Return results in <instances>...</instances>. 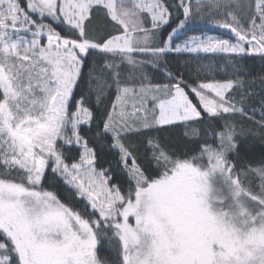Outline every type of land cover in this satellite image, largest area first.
<instances>
[{
	"label": "snow or ice",
	"instance_id": "obj_1",
	"mask_svg": "<svg viewBox=\"0 0 264 264\" xmlns=\"http://www.w3.org/2000/svg\"><path fill=\"white\" fill-rule=\"evenodd\" d=\"M249 58L264 0H0V264H264Z\"/></svg>",
	"mask_w": 264,
	"mask_h": 264
},
{
	"label": "trees",
	"instance_id": "obj_2",
	"mask_svg": "<svg viewBox=\"0 0 264 264\" xmlns=\"http://www.w3.org/2000/svg\"><path fill=\"white\" fill-rule=\"evenodd\" d=\"M196 27L198 29H203L205 33L207 34H214V35H229L226 29H212L211 26L207 23L203 22H197ZM191 34H200L199 32L196 33H190ZM174 55V54H173ZM204 55V54H201ZM214 63V64H219L221 66V71L219 73H213L212 75L215 76L216 78L228 75L230 76V72H225L223 71V68L225 65H227L228 61L226 59L221 60L217 58L215 61H202V63ZM173 65V70H179L183 72H187L188 69L185 68L184 66V59H180L179 62L173 60L171 61ZM93 67H95L96 71H100V65L96 62L93 61ZM194 67V66H193ZM248 69L252 73L248 77V84L253 86L254 90L258 91L261 87V80L259 78L261 70L264 69V63H262L258 58L253 59L249 58L248 61ZM151 72V69L149 70ZM159 79V77H157ZM82 88L85 89H91L93 93L96 91V85L93 82L91 77H87L85 79V82L81 84ZM103 110V109H102ZM245 127H254L253 125H246ZM164 138V142L166 145L170 148H173L177 151L181 150H187L194 145L188 143L183 137H182V130L181 129H174L170 132L167 133H161L160 134ZM239 142H240V147H241V155L244 157L245 161L253 164V165H258L259 162L264 159V136L261 134H256V135H247V136H242L239 137ZM136 138H133V142H135ZM104 158L106 160H111L112 157L108 155L107 153L104 154ZM106 248L110 249V245H105Z\"/></svg>",
	"mask_w": 264,
	"mask_h": 264
}]
</instances>
